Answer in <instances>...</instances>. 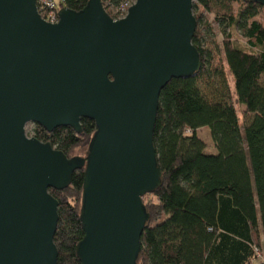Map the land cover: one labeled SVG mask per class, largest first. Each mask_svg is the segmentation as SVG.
<instances>
[{
  "label": "water",
  "instance_id": "water-1",
  "mask_svg": "<svg viewBox=\"0 0 264 264\" xmlns=\"http://www.w3.org/2000/svg\"><path fill=\"white\" fill-rule=\"evenodd\" d=\"M264 6V0H245ZM38 0H0V264H59V201L50 189L83 170L81 264H139L163 184L154 132L165 86L197 75L195 0H136L115 21L102 0L42 18ZM97 130L85 156L67 157L27 135Z\"/></svg>",
  "mask_w": 264,
  "mask_h": 264
},
{
  "label": "trees",
  "instance_id": "trees-1",
  "mask_svg": "<svg viewBox=\"0 0 264 264\" xmlns=\"http://www.w3.org/2000/svg\"><path fill=\"white\" fill-rule=\"evenodd\" d=\"M62 1L83 11L89 0ZM198 11L213 15L222 41ZM193 12L198 23L193 45L202 69L173 79L160 95L154 145L163 184L143 198L151 219L142 234L139 264H257L264 252V6L195 0ZM219 53L234 86L225 97L209 99L199 84L218 74ZM81 128V133L70 127L49 133L39 126L35 137L71 158L76 149L88 147L97 130L86 118ZM205 128L215 152H207L199 134ZM83 182L78 170L70 187L50 189L60 206L54 237L59 264H81L76 247L85 235Z\"/></svg>",
  "mask_w": 264,
  "mask_h": 264
},
{
  "label": "rangeland",
  "instance_id": "rangeland-1",
  "mask_svg": "<svg viewBox=\"0 0 264 264\" xmlns=\"http://www.w3.org/2000/svg\"><path fill=\"white\" fill-rule=\"evenodd\" d=\"M200 14H203L204 18L208 19L209 22L212 23L214 27V33L217 34L218 41H222L223 38L219 31V23L217 24L216 22H214L215 20H214L213 15L208 14L207 12L198 11L197 15H200ZM260 20L264 21V12L261 13ZM242 41L245 42V39L243 38ZM217 55L218 57H217V60L215 61V66L217 65L219 67L218 74L212 77H207L206 79L202 80L199 84V88L202 89L203 93L209 99H217V98L225 97V95L227 94L228 88L232 89V86H234V80H233L232 74H230L229 72L228 66H226L224 55L220 53ZM240 111H241V117L243 118L245 112L244 110H240ZM38 127L39 125L36 123H28L26 126L27 135L29 137H34L38 130ZM199 134L208 144V149H207L208 153H212L214 149L216 150L215 144H213L210 130L208 128L201 129ZM87 150H88L87 147L86 148L81 147L79 149H76V151L73 153V156H79V155L85 156Z\"/></svg>",
  "mask_w": 264,
  "mask_h": 264
},
{
  "label": "built area",
  "instance_id": "built-area-1",
  "mask_svg": "<svg viewBox=\"0 0 264 264\" xmlns=\"http://www.w3.org/2000/svg\"><path fill=\"white\" fill-rule=\"evenodd\" d=\"M62 2V0H38L37 7L42 18L51 24L58 23L61 19L59 13L62 8H64ZM134 4H136V0H102L105 11L111 15L115 21L127 17L129 9Z\"/></svg>",
  "mask_w": 264,
  "mask_h": 264
},
{
  "label": "crops",
  "instance_id": "crops-1",
  "mask_svg": "<svg viewBox=\"0 0 264 264\" xmlns=\"http://www.w3.org/2000/svg\"><path fill=\"white\" fill-rule=\"evenodd\" d=\"M214 152V151H213ZM262 256L261 258H258L257 260H255L254 262L257 263V264H264V252H262Z\"/></svg>",
  "mask_w": 264,
  "mask_h": 264
}]
</instances>
